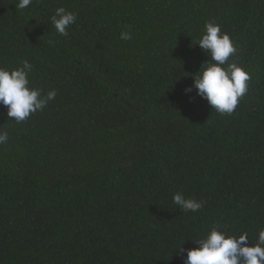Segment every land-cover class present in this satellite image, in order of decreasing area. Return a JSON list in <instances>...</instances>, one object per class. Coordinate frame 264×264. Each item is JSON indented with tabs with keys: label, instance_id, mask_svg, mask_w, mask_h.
<instances>
[{
	"label": "trees",
	"instance_id": "trees-1",
	"mask_svg": "<svg viewBox=\"0 0 264 264\" xmlns=\"http://www.w3.org/2000/svg\"><path fill=\"white\" fill-rule=\"evenodd\" d=\"M0 0V67L57 92L25 121L0 105V264H183L215 225L264 229V0ZM77 14L68 36L55 10ZM250 74L230 115L192 77L207 22ZM130 31L132 39H120ZM205 202L184 212L173 196Z\"/></svg>",
	"mask_w": 264,
	"mask_h": 264
},
{
	"label": "clouds",
	"instance_id": "clouds-1",
	"mask_svg": "<svg viewBox=\"0 0 264 264\" xmlns=\"http://www.w3.org/2000/svg\"><path fill=\"white\" fill-rule=\"evenodd\" d=\"M32 0H18L20 9L27 8ZM77 21V14L64 7L55 10L51 23L57 33L68 36V29ZM121 40H131L130 31H122ZM197 45L207 53L209 59L192 77L193 85L185 88V95L196 90L197 95L207 100L214 111L221 114H232L240 100L247 94L251 74L230 58L236 47L230 35L222 32L221 26L207 22ZM33 65L24 60L22 66L13 69L0 67V105L7 107L9 120L20 123L37 111H42L50 101L56 98L57 92L50 90L44 94L42 89L30 83ZM13 121V120H12ZM8 133L0 127V145L7 143ZM173 203L184 212H198L205 202L195 198H185L177 192ZM249 234L232 235L215 225L202 239L194 244L198 247L186 251L182 246L176 251L183 259V264H264V229H260L254 246H248Z\"/></svg>",
	"mask_w": 264,
	"mask_h": 264
}]
</instances>
